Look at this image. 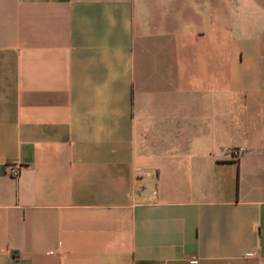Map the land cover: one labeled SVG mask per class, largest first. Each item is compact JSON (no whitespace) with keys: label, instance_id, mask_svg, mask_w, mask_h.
Returning <instances> with one entry per match:
<instances>
[{"label":"crops","instance_id":"crops-1","mask_svg":"<svg viewBox=\"0 0 264 264\" xmlns=\"http://www.w3.org/2000/svg\"><path fill=\"white\" fill-rule=\"evenodd\" d=\"M0 264H264V0H0Z\"/></svg>","mask_w":264,"mask_h":264},{"label":"built area","instance_id":"built-area-1","mask_svg":"<svg viewBox=\"0 0 264 264\" xmlns=\"http://www.w3.org/2000/svg\"><path fill=\"white\" fill-rule=\"evenodd\" d=\"M242 149H243L242 146H234L230 148L229 152L232 156L236 157L239 155ZM8 170L12 176H16L19 173V164L10 162L8 165Z\"/></svg>","mask_w":264,"mask_h":264}]
</instances>
